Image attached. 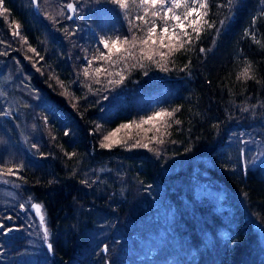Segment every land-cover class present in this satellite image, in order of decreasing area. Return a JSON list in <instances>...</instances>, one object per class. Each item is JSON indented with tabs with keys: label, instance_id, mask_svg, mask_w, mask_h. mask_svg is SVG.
<instances>
[{
	"label": "trees",
	"instance_id": "obj_1",
	"mask_svg": "<svg viewBox=\"0 0 264 264\" xmlns=\"http://www.w3.org/2000/svg\"><path fill=\"white\" fill-rule=\"evenodd\" d=\"M68 1L39 0L38 12L31 0L0 6L8 9L0 16V73L11 63L13 77L38 93L22 104L28 148L16 159L0 145V165L23 164L17 175L0 176V190H17L25 205L18 210L10 205L19 198L0 197V223L17 229L0 230V264H264V155L245 163L232 142L244 131L264 147V3L237 0L229 9L220 6L227 0H209L214 27L205 25L199 39L193 34L165 60L154 56L168 69L161 71L147 59L139 66V45L135 59L89 66L107 51L100 36L130 37L127 21L140 10L132 7L126 19L106 0H72L78 11L67 19ZM246 61L252 79L243 78ZM121 69L123 83L109 84L119 79L109 73ZM6 105L0 92V112ZM12 106L0 115V131L14 137L10 115L19 103ZM160 109L179 110L157 124L159 131L151 124L121 129L127 146L100 147L120 124ZM137 139L149 147L132 148ZM33 200L42 206L51 252Z\"/></svg>",
	"mask_w": 264,
	"mask_h": 264
},
{
	"label": "snow or ice",
	"instance_id": "obj_2",
	"mask_svg": "<svg viewBox=\"0 0 264 264\" xmlns=\"http://www.w3.org/2000/svg\"><path fill=\"white\" fill-rule=\"evenodd\" d=\"M106 2L111 3L117 6L122 13H124L125 18L127 19L129 10L132 7L138 8L140 12L133 19H128V26L131 32V36L120 37L119 35L107 36L102 35L99 38V43L103 45V48L107 51H100L99 56H93L92 59L88 60V65L91 66L93 60L103 59L107 62H110L113 66L120 63L122 60H126L129 57L135 59L133 54L134 49L139 45L140 59L138 61L140 67H144L143 60L147 59L148 61H153L158 64L161 71H167V67L163 64H160L159 61H154V56L159 55L160 60H165L168 55L179 51L185 47L186 44H191L193 40V34H195V38L199 39L201 33L205 30V25L207 28H213L214 23L207 19L209 15L210 3L209 0H106ZM237 0H227L226 4L220 5L221 7H228L229 9L233 8L236 4ZM31 3L36 8L37 12L39 11V0H31ZM261 3H264V0H261ZM3 5V0H0V6ZM69 11L76 13L78 8L74 3H68L65 6ZM8 9L0 7V16H2ZM63 12H60L59 15H63ZM47 17L52 20L53 23H58L54 17L50 14H47ZM264 15V13H261ZM67 19H72V16H67ZM227 19V18H226ZM139 21L140 23H136ZM226 20H221L220 24L223 26ZM253 24L256 23V18H253ZM14 24V36H19V28L20 25L13 21ZM159 28V31H158ZM135 29V31H133ZM191 29V31H189ZM141 33V35H137V33ZM219 32V29H217ZM247 30L245 31V35H250ZM255 41V37L253 36ZM26 42V41H25ZM260 43L259 41H255ZM264 47V45H262ZM167 48L168 52L165 53L163 51H158V49ZM32 52H36V49L30 48ZM201 52H204L205 49L201 48ZM38 55V53H37ZM113 57H117L113 59ZM40 59H43L41 57ZM246 66L243 70V78L244 79H252L254 78L250 75V70L252 69L251 62H245ZM187 68V65H185ZM39 71V69H37ZM95 72L99 74L101 72L100 68H96ZM123 69L120 72L109 73V75L119 76V79L112 81L109 80V84L115 83L117 85L122 84L125 77L122 74ZM147 74V73H145ZM83 75L85 77L89 76L88 68L86 67L83 71ZM240 79V77H238ZM59 82V81H58ZM61 86L63 87V83ZM99 83V80L96 81ZM91 90V89H90ZM65 94L67 91L65 90ZM107 99V97H105ZM179 109H175L173 111H169L167 109H160L158 111H153L151 115L146 117H141L139 123L136 121H130L128 123L120 124L115 130L108 132L103 136V139L100 143L101 148L111 149L113 146L117 144H122L127 146L126 142L118 138L117 134L121 131V129H129L131 130L133 126L137 129L141 128L145 124H151L152 128H155L156 131L160 129L157 127V124L164 120L166 117H172L174 111H178ZM9 113L0 112V115H8ZM46 119V118H45ZM177 124L180 121H176ZM99 127V126H98ZM146 131H151V129H147ZM65 135H68V132H65ZM150 140H154L158 144L164 143L163 139H157L155 136L149 138ZM246 143V142H245ZM33 148H37L36 144L32 145ZM132 148L135 147H143L148 148V143H141L139 139H137L132 145ZM44 154L41 153V156ZM70 157L75 155L74 153H68ZM240 156L243 158L245 156L244 149L240 150ZM23 168V164H19L15 166V170L13 167H4L0 165V176L4 175H17L18 171ZM4 183H8V181H4ZM31 207L35 209L36 214L39 216L40 226L43 228V239L47 243V248L51 252L53 251V245L48 243L49 230L45 226V216L41 214V205L40 204H32ZM20 208L25 209V205L21 204ZM7 219L11 220L12 217L9 216ZM0 230H3L4 234L17 230L11 227H7L5 224L0 223ZM103 251L106 253L108 251L107 245L104 246Z\"/></svg>",
	"mask_w": 264,
	"mask_h": 264
},
{
	"label": "rangeland",
	"instance_id": "obj_3",
	"mask_svg": "<svg viewBox=\"0 0 264 264\" xmlns=\"http://www.w3.org/2000/svg\"><path fill=\"white\" fill-rule=\"evenodd\" d=\"M1 33L2 32L0 31V37H2ZM7 61H11V60L8 59ZM10 64L11 63H9V62L6 63L5 64L6 69L0 73V92H1V94L3 93L6 96H8L9 104L11 105V107H13L12 105H17V103H19V108H17L19 111L17 110V113L14 116L10 115V117L15 120L13 122L16 126V127H14V130L18 129V132L16 133V135L14 137H12L11 135L7 134L6 132L0 131V141H1L0 145L5 147L6 155H8L11 158L18 159L21 151L24 148H26V149L28 148V144H26L27 143V137L25 135V131H27L30 127V125H28V126L23 125L24 123H22L20 121L23 119V110H22L23 106H22V104H23V102H30V104H31V100L33 99L32 97L37 96L38 93L29 86V84L27 82L28 80H26L24 77L20 76L19 79L13 77V75L11 73V65ZM4 101H6V102L8 101L7 97H4ZM6 107H5V109H6L5 113H10L11 107L9 108L8 105H6ZM29 109H32V108L29 107ZM5 116H9V114L5 115ZM3 121H6V120L4 119ZM27 122H28V120H25V123H27ZM244 135H245L244 131L238 132L235 135V137L238 138L239 140L237 141L236 139L232 138V142L234 144L236 142L239 143V147H238L239 152L241 149H244L245 156L243 158H241L242 161L245 162V160H249L253 164V163L259 161L263 157L264 147H263V144L260 142V140H258L256 137L252 136V137L246 138ZM25 140H26V143H25ZM3 191H5V192H3ZM8 192L10 194H8L6 192V189L3 190L1 188L0 197L2 198L3 201H5L7 199V197H9L11 201H13V199L19 198V204H18L19 206L16 204L10 205L11 207H14V208L17 207V209L19 210L20 205L24 204V200L21 198V196L17 190L12 189L11 191H8ZM29 258H31V257H29ZM33 262L34 261L32 260V258L26 262H23L19 258H16L12 264H34Z\"/></svg>",
	"mask_w": 264,
	"mask_h": 264
},
{
	"label": "water",
	"instance_id": "obj_4",
	"mask_svg": "<svg viewBox=\"0 0 264 264\" xmlns=\"http://www.w3.org/2000/svg\"><path fill=\"white\" fill-rule=\"evenodd\" d=\"M68 3H74L72 0H69L68 2H67V4ZM69 13H70V15L72 16L74 13L73 12H71V11H69ZM32 204H38L37 203V201H35V200H33L32 202H31V205ZM35 210V209H34ZM38 218H39V216H38ZM48 243H49V241H47ZM45 244H46V246H47V243L45 242ZM104 248V247H103Z\"/></svg>",
	"mask_w": 264,
	"mask_h": 264
}]
</instances>
